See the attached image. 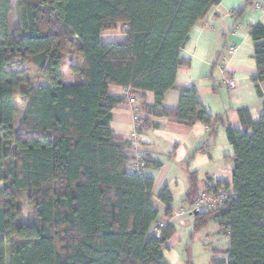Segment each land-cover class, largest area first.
<instances>
[{
	"label": "trees",
	"instance_id": "1",
	"mask_svg": "<svg viewBox=\"0 0 264 264\" xmlns=\"http://www.w3.org/2000/svg\"><path fill=\"white\" fill-rule=\"evenodd\" d=\"M221 1L18 0L13 27L12 4L0 0V264H168L163 245L175 230L152 232L159 210L154 178L144 173L162 161L114 134L112 112L126 99L109 89L138 91L144 116L137 131L156 125L151 116L212 124L195 87L180 89L177 108L164 99L179 67L189 63L181 49L191 29ZM245 11L239 7L235 15ZM119 25L126 27L124 38L105 41L103 32ZM250 34L252 81L263 96L264 24L252 25ZM71 55L77 81L68 84L63 67ZM26 60L43 69V83L30 76ZM17 93L26 107L15 125ZM247 112L239 109L252 132L226 126L235 152L232 195L222 206L192 212L195 232L213 216L228 231V259L212 264H264V113L253 122ZM138 152L143 167L129 170ZM218 187L229 185L208 190ZM24 191L36 212L31 223L19 219ZM158 198L170 213L169 189Z\"/></svg>",
	"mask_w": 264,
	"mask_h": 264
},
{
	"label": "crops",
	"instance_id": "2",
	"mask_svg": "<svg viewBox=\"0 0 264 264\" xmlns=\"http://www.w3.org/2000/svg\"><path fill=\"white\" fill-rule=\"evenodd\" d=\"M242 6H246V11L238 17L235 11ZM257 23L264 24V0H222L191 29L189 41L181 49V56L189 63L179 67L175 87L166 92L164 105L177 108L180 89L195 87L199 100L215 118L212 124L187 125L168 117L151 116L150 120L156 125L137 131L136 120L144 116L141 99L134 105L125 101L112 112L111 128L116 136L131 141L136 139L141 148L162 161L161 167H146L144 173L154 178V204L159 210L152 232L159 235L167 225L175 230L163 245L168 264H196L194 256L188 255L191 259L187 261L184 254L193 244L197 245V251H204L205 264H212L215 257L228 259V231L213 216L206 227L195 232L191 199L219 182L234 190L235 152L226 126L252 132L239 109L247 108L246 119L253 122L264 113V81L260 84L263 96L252 81L257 63L250 27ZM125 29L119 25L115 30L103 32L102 37L105 41L123 39ZM233 47L235 50L230 51ZM68 66L63 67V74L64 81L70 84L77 78L68 68L73 75L69 80ZM229 79L236 81L234 90L228 86ZM125 90V87L110 86L109 92L124 98ZM146 101L154 104L153 93H146ZM128 168L132 170V162L128 163ZM164 188L169 189L173 199L170 213L168 206L158 198Z\"/></svg>",
	"mask_w": 264,
	"mask_h": 264
},
{
	"label": "rangeland",
	"instance_id": "3",
	"mask_svg": "<svg viewBox=\"0 0 264 264\" xmlns=\"http://www.w3.org/2000/svg\"><path fill=\"white\" fill-rule=\"evenodd\" d=\"M10 2H11L12 7H13V11L11 13V16H12V24L14 27L18 23V18H19V12H18V8H17L18 0H10ZM65 61H66L67 66L70 64H75L77 62L73 55H71V57L67 56ZM23 65L29 69L30 76L36 82L43 83V81H45V78L47 77V75L43 72L42 68H40L35 63H32L28 60H26L23 63ZM68 68H70V67L68 66L66 70H67V74L69 76L68 78H69V80H71V79H73V75H71L70 72H68ZM16 104L18 106L19 112L16 115L15 125H18L21 118L23 117L24 110L26 107V104L21 100L19 93H17ZM29 194H30L29 191H24L23 194H21V196H20L21 197L22 211H21V216L19 219L21 221L27 222V223H31V222H34L36 220V212H35L34 206L29 201ZM221 244H223V242H221ZM196 249H198L197 245L193 244L191 246L189 252L184 251V254L186 255V260L189 261V259H191L188 256V255H190L191 257L194 256V257H192V259L195 261L196 264H205L207 260L205 261V259H204V251L203 250L197 251Z\"/></svg>",
	"mask_w": 264,
	"mask_h": 264
},
{
	"label": "built area",
	"instance_id": "4",
	"mask_svg": "<svg viewBox=\"0 0 264 264\" xmlns=\"http://www.w3.org/2000/svg\"><path fill=\"white\" fill-rule=\"evenodd\" d=\"M235 48H231L230 51H234ZM228 86L231 90H234L236 87V81L234 79L228 80ZM124 97L126 101L134 105L138 101V91L131 87H127L125 90ZM136 135V132H135ZM135 146H138V142L136 139L132 140ZM142 153H137V159L133 162V167L137 170L143 167V163L141 161ZM233 191L228 188L218 187L215 190H207L205 192H201L194 200L193 203V211L198 209H214L219 206H222L225 200L232 195Z\"/></svg>",
	"mask_w": 264,
	"mask_h": 264
}]
</instances>
